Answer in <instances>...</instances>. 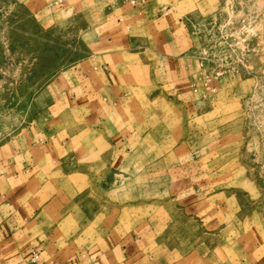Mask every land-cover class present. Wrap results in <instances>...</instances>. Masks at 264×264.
<instances>
[{"label": "crops", "instance_id": "obj_1", "mask_svg": "<svg viewBox=\"0 0 264 264\" xmlns=\"http://www.w3.org/2000/svg\"><path fill=\"white\" fill-rule=\"evenodd\" d=\"M179 1H118L107 49L87 58L96 60L87 66H93V74L89 80L81 74L75 85L79 92L70 93L75 104L61 111L60 126L33 142L34 151L0 159V264H25L35 250L39 257L31 264H264V218L257 228L254 212L247 217L240 213L243 206L236 194L232 198L227 189L215 188L224 180L225 161L218 152L223 144L207 137L213 133L209 121L191 122L207 111L195 104L203 95L190 74L188 15ZM147 98L154 104L143 126L129 124L127 113ZM72 108L81 114L74 120L69 117ZM89 130L101 141L85 140ZM94 161L103 162L98 171L91 166ZM147 161L155 164L157 174L169 172V197L161 204L169 214L160 213L150 224L136 219L130 225L123 213L130 204L115 205L109 186H96L93 178L103 177L107 184L106 178L115 175L123 183L135 175L130 162ZM113 164L115 172L110 170ZM86 194H105L104 207L83 208ZM210 208L216 210L218 226L230 214L237 229L248 222V230L237 233L233 259L220 227L216 233H203L213 236L214 243L196 246L186 244L195 240L192 233L178 237L174 232L179 212L199 210L195 215L201 217ZM208 217L201 223H210ZM88 226L93 233L84 239ZM172 239L176 243L168 244Z\"/></svg>", "mask_w": 264, "mask_h": 264}, {"label": "rangeland", "instance_id": "obj_2", "mask_svg": "<svg viewBox=\"0 0 264 264\" xmlns=\"http://www.w3.org/2000/svg\"><path fill=\"white\" fill-rule=\"evenodd\" d=\"M118 1L65 0L59 4L56 0H0V159H15L26 150L34 151L33 142L60 126L61 111L75 104L70 93L79 92L75 85L80 84L81 74H87V80L93 74V66L87 68L91 63L87 58L107 49V39L113 35L111 26L119 15ZM163 1L168 4V0ZM178 4L187 10L193 60L190 74L203 95L195 104L207 111L191 122L209 121L213 133L207 137L223 144L218 152L220 161H225L220 175L224 180L213 188L227 189L232 198L236 194L243 206L240 213L247 217L254 212L260 229L264 218V0H181ZM83 100L87 103L90 98ZM153 104L149 98L144 103L141 100L127 113L129 124L143 126ZM71 110V120L81 115ZM92 138L101 141L89 130L85 140ZM113 165L110 170L115 172L117 166ZM130 165L135 175L124 178L123 183L115 175L106 178L107 184L97 176L93 178L96 186H109L107 194L115 205L130 204L123 210L130 225L136 219L140 225L150 224L160 213L169 214V208H161L169 197L171 177L167 169L157 174L153 162ZM91 166L97 170L103 162L94 161ZM81 180L84 183V178ZM102 196L83 195V208L104 207L105 194ZM198 211L179 212L176 235L192 233L196 238L186 242L188 245L212 244L214 237L204 234L216 233L220 227L226 234V253L233 259L237 236L248 230V222L237 229L236 218L230 214L225 224L218 226L216 210L210 208L205 215L202 211L201 217L195 215ZM202 217H208L210 223L202 224ZM92 233L88 226L82 238ZM246 237L250 238L249 232ZM177 245L184 247L185 242Z\"/></svg>", "mask_w": 264, "mask_h": 264}, {"label": "built area", "instance_id": "obj_3", "mask_svg": "<svg viewBox=\"0 0 264 264\" xmlns=\"http://www.w3.org/2000/svg\"><path fill=\"white\" fill-rule=\"evenodd\" d=\"M59 4H62L65 0H56ZM129 1L131 4L135 3V0H127ZM166 6H163V8ZM39 257V252L38 251H32L30 254V257L28 259H26L25 264H31V262L36 261ZM3 264H8V263H3ZM12 264H18L17 262L12 263Z\"/></svg>", "mask_w": 264, "mask_h": 264}]
</instances>
